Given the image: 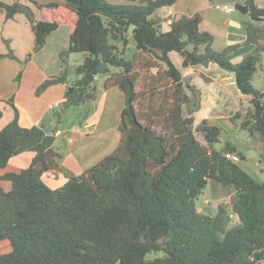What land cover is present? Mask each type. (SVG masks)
Instances as JSON below:
<instances>
[{
  "label": "trees",
  "instance_id": "obj_1",
  "mask_svg": "<svg viewBox=\"0 0 264 264\" xmlns=\"http://www.w3.org/2000/svg\"><path fill=\"white\" fill-rule=\"evenodd\" d=\"M141 1L47 4L75 16L61 57L84 52L75 67L77 78L66 86L63 109L96 98L97 65L104 62L103 88L117 87L124 97L120 136L107 155L52 189L41 176L62 172L60 154L47 146L49 135L40 126L19 124L13 107V119L0 129V169L22 152L34 154L26 167L0 175L11 184L8 190L0 185V241L11 246L0 254V264H264V180L241 168L238 161L245 155L235 145L213 147L218 125L208 118L194 123L200 91L184 80L169 55L177 52L182 67L214 63L232 73L249 102L240 128L264 139V91L251 82L264 52V26L255 23L264 22V7L253 0L234 4L250 17L244 42L253 49L232 62L227 54L241 43L214 51V37L200 28L199 14L175 17L163 30L156 12L176 0ZM0 9L6 18L25 15L33 51L60 24L56 18L36 19L19 1L0 0ZM130 37L134 52L127 58ZM5 56L14 57L0 55ZM52 82L66 83V77L46 79L36 93ZM231 153L239 160L232 161ZM211 179L233 185L236 198L229 205L219 203L209 215L197 210L195 198ZM230 214L235 224L230 225ZM155 251L162 254L147 256Z\"/></svg>",
  "mask_w": 264,
  "mask_h": 264
},
{
  "label": "crops",
  "instance_id": "obj_2",
  "mask_svg": "<svg viewBox=\"0 0 264 264\" xmlns=\"http://www.w3.org/2000/svg\"><path fill=\"white\" fill-rule=\"evenodd\" d=\"M1 1L5 3L19 1L31 7L36 19L51 20L56 18L60 21V24L47 35L46 42L40 50L29 54L33 51L34 34L25 15L17 12L13 17L6 18L5 11L0 9V54L6 53L7 43L14 53L12 54L14 57H0V110L3 112V116L0 119V129L13 119L15 115L13 107H15L19 124L23 126L37 125L44 130L45 134L54 135V133L48 132L47 129L49 123L54 121V117L48 111L49 107L59 105L64 100L65 85L56 84L49 86L40 94H36V88L46 76L59 74L63 69L64 64L58 53L69 47L70 24L74 21L75 16L64 12L60 8L56 9L47 6L49 3L61 4L64 0ZM235 3L238 2L235 1ZM177 4L178 2H174L172 5L163 6L157 10L156 15L162 19L161 26L163 30L169 29L170 21L178 17V13L190 15L188 11L177 8ZM209 9L211 10L209 5L202 7V11H209ZM234 10L236 11L235 8ZM225 12L228 15L225 23V32L228 34V21L233 19L237 22V28L242 27L241 30L243 31L244 23L249 18L248 15L241 12L239 15L232 10H225ZM209 21L204 15L200 28L213 33L214 30ZM233 39L239 40V37H234ZM169 55L175 66L181 71L183 78L189 79L190 83L195 85L200 91L201 105L193 113V116L201 113L202 119L208 118L209 114H215L217 110L215 112L212 111H214L215 107L217 108V94L225 93L231 86L235 85L233 74L215 67L214 63L182 67V58L177 52L172 51ZM230 78L231 81H227ZM52 88H57L56 93H52ZM99 91L96 98L92 99L95 102L94 113L80 126L75 125L71 128V134L67 137L69 146L66 154L67 160L60 162L64 155L55 146L56 137L52 142L51 147L60 154L58 163L62 168V172L58 174L65 176V170H69L71 175H66L65 180L58 183L53 179L54 176L51 175L53 173H47L49 177L47 179L48 183L47 180L43 181L50 188L61 187L68 177L78 175L107 155L115 147L120 136L117 130V122L124 105V97L117 87ZM230 112L232 113L233 110H230ZM47 113L51 115V121L44 125L42 121ZM210 123L212 122L210 121ZM33 154L32 151H25L11 157L7 165L0 169V175L12 171L17 172L25 167L24 165L27 166ZM21 155L25 156L22 163L16 159ZM12 163L15 164L14 167L17 169L10 167ZM0 185L5 190H8L11 186L7 180H0ZM10 249V243H0V254L3 251H10Z\"/></svg>",
  "mask_w": 264,
  "mask_h": 264
},
{
  "label": "rangeland",
  "instance_id": "obj_3",
  "mask_svg": "<svg viewBox=\"0 0 264 264\" xmlns=\"http://www.w3.org/2000/svg\"><path fill=\"white\" fill-rule=\"evenodd\" d=\"M107 1L112 3H130V4L143 3L141 0H132V1L107 0ZM235 1L238 3H243L245 0H176L175 2H178L177 8L184 9L186 10V12L188 11L190 15L197 13L200 15L201 18H203L205 15L208 18V20H210L209 24L214 30L213 33L210 32L214 37L211 46L214 51H222L230 44L241 43V45H239L237 48H234V50L230 51L227 54V58L230 61L239 62L243 54L253 49V45L244 42L245 32H246L245 28L243 29V31L241 30L242 27L238 29L237 22L234 19L228 21L229 24L228 34L227 32H225V23L228 18V15L226 14L222 6L226 4L234 12ZM253 1L256 6L264 7V0H253ZM204 5H209L211 7V10L209 9V11H202V7ZM234 13L239 15L241 14L237 10ZM178 14L179 16L183 15L181 13ZM249 19L250 17L247 18V20ZM255 23L264 26V22L256 21ZM129 34H130V30H129ZM234 37H239V40L233 39ZM190 47L191 45H188L189 49ZM8 52L14 54L13 50L10 48V46L7 43L6 53ZM33 52L36 51H32L29 54H32ZM60 52L58 53V56L63 61L64 67L59 74H63L66 77V83L52 82L48 84L45 87V89L38 90V93L36 94H40L43 91H45L49 86H53L56 84H64L66 89V86L71 84L72 81L77 78V75L75 73V67L78 63L82 61L84 52L70 51V52H66V54L63 55V57H61ZM133 52H134V42L130 37L129 43L125 48V56L127 58H130ZM214 65L215 67H218L216 64ZM53 76H58V74L48 75L42 80V82ZM103 78H104V74L98 73V76L95 81L97 94H99L100 92L99 90L104 89L102 86ZM184 80H187V78L184 77ZM227 81H231V78L228 79ZM251 82L254 85V87L264 91V52H261L260 61L257 64V69L251 78ZM56 91L57 88H52V93H56ZM216 102H217L216 103L217 108L215 107L214 111L212 112H215L216 110L217 112L215 114L208 115V118L210 119L212 124H216L220 127L219 141L215 142L213 144V147L216 149H220L225 142H230L231 144L241 149V151L245 155V158L240 159L238 161V164L241 166V168L244 171L250 174L253 178H255L258 181H263L264 180V139H262L257 134L250 135L247 131L240 128V121L244 117L246 110L249 108L248 96L241 94L237 90L236 86L233 85L229 88L227 92L222 94L218 93ZM94 109H95V102H93V100H87L77 105L69 106L68 108L65 109H63L62 102L59 105H54L52 107H49L48 112L54 117V121L52 123H49L47 128L48 132L53 133L57 129L61 131L60 135L58 136L55 135L56 137L55 146H57V148L60 149V153L64 155L63 159H60L61 163L62 160L63 161L67 160L66 154L69 148L67 143V137L70 136L71 134V128L75 125L80 126L81 124H83L88 119V117L92 113H94ZM230 110H233V112L231 113ZM183 112L184 114L186 112L185 106H183ZM57 113H60L59 117L57 116ZM235 113H237L238 116L232 122L230 120V117H232ZM50 114L48 115L51 116ZM200 114L198 113L197 115L195 114L194 123H197L201 120ZM2 116H3V112H2ZM44 118L45 115L43 117V120ZM118 122H119V117H118ZM118 122H117V126H118ZM24 155H21L20 157L16 158L18 159L17 161L21 163L24 162V157H25ZM14 166H15L14 163L10 165L11 168H16ZM24 166L26 167V165ZM64 174L65 176L63 174H51V175L54 176L53 179H55L56 182L60 183L65 180L64 178L66 177V175L69 174L71 175V171L65 170ZM47 175H48L47 173L42 174L41 176L42 180L46 181L49 178ZM7 182L9 183V181ZM235 198L236 196L233 185L222 186L216 180L211 179L207 182L201 193L195 198V204L197 209L200 208L199 210L203 211V213L212 215L216 212L217 205L219 203H226L229 205L235 200ZM236 222L237 220L235 217H230V225L235 224ZM0 243H9V242L8 240H3L0 241ZM6 252L8 251H3V253ZM161 254H162L161 251H155L149 253L147 256L153 257Z\"/></svg>",
  "mask_w": 264,
  "mask_h": 264
},
{
  "label": "water",
  "instance_id": "obj_4",
  "mask_svg": "<svg viewBox=\"0 0 264 264\" xmlns=\"http://www.w3.org/2000/svg\"><path fill=\"white\" fill-rule=\"evenodd\" d=\"M105 67H106V63L100 62L97 65V71H98V73H103ZM121 69H123V67H121ZM50 121H51V117L48 114L45 115V118L43 120V124L46 125ZM54 139H55V135H49V138L47 140V146L48 147H50L52 145V142L54 141ZM197 210L200 211L199 208Z\"/></svg>",
  "mask_w": 264,
  "mask_h": 264
},
{
  "label": "built area",
  "instance_id": "obj_5",
  "mask_svg": "<svg viewBox=\"0 0 264 264\" xmlns=\"http://www.w3.org/2000/svg\"><path fill=\"white\" fill-rule=\"evenodd\" d=\"M218 7V6H217ZM222 8L224 9V10H231V8L228 6V5H223L222 6ZM61 133V131L59 130V129H57L55 132H54V135H59ZM229 157H230V159L232 160V161H234V162H236V161H238L239 160V156H238V154L237 153H231V154H229ZM230 217H234V215L233 214H230Z\"/></svg>",
  "mask_w": 264,
  "mask_h": 264
}]
</instances>
